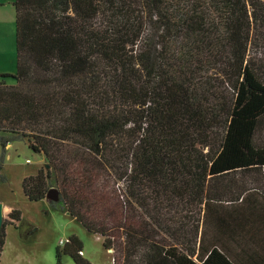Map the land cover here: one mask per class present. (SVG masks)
Instances as JSON below:
<instances>
[{
  "label": "trees",
  "instance_id": "1",
  "mask_svg": "<svg viewBox=\"0 0 264 264\" xmlns=\"http://www.w3.org/2000/svg\"><path fill=\"white\" fill-rule=\"evenodd\" d=\"M256 1L15 0L17 71L1 76L16 84L0 83V183L8 145L28 139L51 169L24 178L26 197L46 199L54 181L60 200L50 204L103 237L113 264H264V191L220 196L231 191L228 177L264 168V80L248 59L259 6L264 21ZM220 31L225 56L210 43ZM204 45L231 89L213 108L193 82L191 49ZM175 199L203 220L177 218ZM6 211L9 224L22 220L21 210ZM81 251L70 237L57 264H92Z\"/></svg>",
  "mask_w": 264,
  "mask_h": 264
},
{
  "label": "rangeland",
  "instance_id": "2",
  "mask_svg": "<svg viewBox=\"0 0 264 264\" xmlns=\"http://www.w3.org/2000/svg\"><path fill=\"white\" fill-rule=\"evenodd\" d=\"M15 0H0V83L7 85L16 84L12 77H2V73L15 74L17 71V52H16V13L14 7ZM253 2H257L253 0ZM252 10V8H251ZM260 6L257 10V20H254L249 46L248 59L256 73L264 80V21L260 18ZM224 20L220 22L223 28ZM224 33H220L210 41L216 45L217 50H221L223 56L228 48L224 41L221 46V38ZM193 67H197L193 82L196 83L202 102L206 108H213L218 104V96L226 90H230L229 83L225 82L223 76V66L216 55H212L208 46H202L201 50L191 49ZM229 85V86H228ZM0 134L8 135L0 132ZM257 142H264V128L257 134ZM28 139L15 141L8 145L4 156V168L1 171L7 181L0 183V196L3 201L14 206L22 212V220L15 224H9L10 219L7 215L8 209L5 208V219L7 222V240L1 257L2 264H57L56 249L63 247L60 240L69 239L77 236L83 244V257L92 264H113L114 250L107 251L103 246V237L98 234L90 233L74 217L56 209L48 202L28 203L22 188V177L26 173L35 171L38 166L51 169L49 162L43 155L40 164V155L31 150L28 146ZM3 156V149L0 144V161ZM30 160V164L26 161ZM31 175V174H30ZM28 176V174L26 175ZM22 179V180H21ZM226 186L230 185L229 192L220 189L223 198L229 200L232 196L237 197L241 191L254 192L264 191V168L251 169L248 171L236 172L233 176L226 179ZM53 188H57L55 182ZM126 182L121 181L116 184V188L122 195ZM122 200L124 198L122 196ZM126 204V203H125ZM175 216L183 218L186 222L189 217L196 221L203 220L199 208L193 209L190 205H185L175 199L169 205ZM128 207V205L126 204ZM167 208V207H166ZM63 264H71L69 256H63Z\"/></svg>",
  "mask_w": 264,
  "mask_h": 264
},
{
  "label": "water",
  "instance_id": "3",
  "mask_svg": "<svg viewBox=\"0 0 264 264\" xmlns=\"http://www.w3.org/2000/svg\"><path fill=\"white\" fill-rule=\"evenodd\" d=\"M46 199L51 202H58L60 200V192L57 188H51L47 193ZM70 214L69 212H67ZM4 219H5V208L4 204L0 201V230L4 227Z\"/></svg>",
  "mask_w": 264,
  "mask_h": 264
},
{
  "label": "crops",
  "instance_id": "4",
  "mask_svg": "<svg viewBox=\"0 0 264 264\" xmlns=\"http://www.w3.org/2000/svg\"><path fill=\"white\" fill-rule=\"evenodd\" d=\"M2 74H6V73H2ZM39 154V153H38ZM40 155V164L42 163V161H43V155L42 154H39ZM31 163V162H30ZM30 163H28V164H30ZM40 166V165H39ZM38 166V168L35 170V171H33V172H31V173H26L23 177H22V179L24 180V178L25 177H27L26 175L28 174V176L31 174H35V173H37V171L41 168V167H39ZM21 179V180H22ZM23 182V181H22ZM25 197H26V195H25ZM27 198V197H26ZM0 199H1V202L4 204V207L6 208V209H9V210H12V209H14V206H10V205H8V204H6L4 201H3V199H2V197L0 196ZM28 199V198H27ZM40 202H48V203H50L47 199H44V200H42V201H40ZM28 203H38V202H32V201H30L29 199H28ZM68 215H70V214H68ZM71 216V215H70ZM66 240V239H65ZM61 241V240H60ZM60 243V242H59ZM72 260V259H71ZM2 262V261H1ZM2 264V263H1ZM71 264H74L73 263V261H72V263Z\"/></svg>",
  "mask_w": 264,
  "mask_h": 264
},
{
  "label": "built area",
  "instance_id": "5",
  "mask_svg": "<svg viewBox=\"0 0 264 264\" xmlns=\"http://www.w3.org/2000/svg\"><path fill=\"white\" fill-rule=\"evenodd\" d=\"M26 162H27V163H30V160H27ZM68 242H69V239L61 240V241H60V245H61V246H64V245H65L66 243H68ZM80 255L83 256V255H84V252L81 251V252H80Z\"/></svg>",
  "mask_w": 264,
  "mask_h": 264
},
{
  "label": "bare ground",
  "instance_id": "6",
  "mask_svg": "<svg viewBox=\"0 0 264 264\" xmlns=\"http://www.w3.org/2000/svg\"><path fill=\"white\" fill-rule=\"evenodd\" d=\"M5 208V207H4Z\"/></svg>",
  "mask_w": 264,
  "mask_h": 264
}]
</instances>
